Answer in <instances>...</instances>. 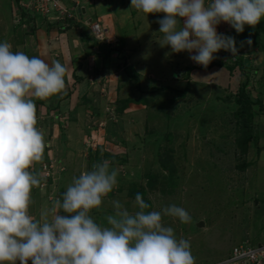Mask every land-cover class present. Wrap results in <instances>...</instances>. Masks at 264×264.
I'll return each mask as SVG.
<instances>
[{"label": "rangeland", "instance_id": "obj_1", "mask_svg": "<svg viewBox=\"0 0 264 264\" xmlns=\"http://www.w3.org/2000/svg\"><path fill=\"white\" fill-rule=\"evenodd\" d=\"M27 10L47 33L62 34L77 25L86 30L92 48L108 50L101 60H90L83 51L63 63L68 50L61 44L54 55L70 66L62 93L35 100L37 127L47 147L32 166L42 177L32 192L34 218L60 198L73 176L108 160L110 169H118V183L91 212L102 225L114 213L112 200L133 210L135 188L151 202L147 211L176 204L189 212L188 224L163 220L177 238L190 241L196 264H220L239 244L264 245V19L254 28L245 25L242 33L227 22L219 24V33L235 38L238 54L221 49L211 61L218 65L204 67L187 51L162 47L156 21L165 14L139 12L131 0H59L52 10L32 5ZM8 13L2 0L0 27L10 21ZM97 24L105 27L103 39L93 31ZM28 54L42 55L38 49ZM93 64L99 70H89ZM186 88L184 94L177 92ZM243 92L250 100L237 104ZM164 163L175 168L174 181L164 178ZM199 220L205 221L202 228L195 226Z\"/></svg>", "mask_w": 264, "mask_h": 264}, {"label": "clouds", "instance_id": "obj_2", "mask_svg": "<svg viewBox=\"0 0 264 264\" xmlns=\"http://www.w3.org/2000/svg\"><path fill=\"white\" fill-rule=\"evenodd\" d=\"M131 8L164 13L156 21L163 34L160 45H170L174 53L187 51L204 67L221 49L238 54L235 38L219 33V24L227 22L242 33L245 25L254 28L264 19V0H131ZM66 72L59 60L49 64L0 42V264H196L190 241L177 238L163 220L190 223L181 206L147 211L151 205L137 193L133 210L119 199L111 201L114 213L106 215V226L91 215L118 183V169H110L108 160L73 176L39 218L30 214L33 189L42 181L32 166L47 147L37 127L35 100L62 93Z\"/></svg>", "mask_w": 264, "mask_h": 264}, {"label": "crops", "instance_id": "obj_3", "mask_svg": "<svg viewBox=\"0 0 264 264\" xmlns=\"http://www.w3.org/2000/svg\"><path fill=\"white\" fill-rule=\"evenodd\" d=\"M27 1L28 0H6V2L8 3V9L10 10L12 16L10 15V13H8L7 16L10 18V21H8V19L6 18L7 23L0 27V42L7 40L12 44L14 51L20 50L24 51L26 54H28L29 49L33 51L38 49L42 54L40 58L47 60V63L49 64L55 61L54 55L57 52L60 53L61 44H63V48L68 50V52H64L65 56L63 55V63H66L70 59V57L72 61V53H74L75 56L76 54L78 55L83 51L85 56L87 55L86 58L90 60H101V58L104 59L105 56H103L102 54L106 53L108 50H106L103 45L95 46L92 48L91 45L88 44V40L86 39V35L84 34L86 30L80 29V27H78L77 25L71 26L70 28H67V26L66 28H64V31L61 32L62 34L57 33L54 30H48L49 33H47L45 27L44 29L38 28L39 23L37 22L36 18L27 10ZM1 3L2 0H0V10ZM83 12H87L86 7H83ZM29 22H32L30 29H28ZM1 23L2 21L0 19V24ZM33 23L35 24V27ZM58 34L60 35L58 36ZM118 36H120V40L123 38L120 34H118ZM84 43H86L87 46H84ZM85 49H87L88 53L85 52ZM91 49L94 50V53H96V55L89 57V51ZM96 49L98 50L96 51ZM95 63L97 64V62ZM69 66L70 64L68 63L66 67ZM90 68L91 69L89 70H99L95 69L96 67L94 64L93 66L91 65Z\"/></svg>", "mask_w": 264, "mask_h": 264}, {"label": "built area", "instance_id": "obj_4", "mask_svg": "<svg viewBox=\"0 0 264 264\" xmlns=\"http://www.w3.org/2000/svg\"><path fill=\"white\" fill-rule=\"evenodd\" d=\"M59 2V0H31L28 7L31 5L38 10L48 11L52 10V3ZM50 5V8L47 6ZM39 5V6H38ZM64 14V13H63ZM72 14L69 15L71 17ZM93 31L97 38L103 39L105 37V27L102 24L94 26ZM264 258V245L250 246L248 244H239L234 247L232 254L220 264H260Z\"/></svg>", "mask_w": 264, "mask_h": 264}, {"label": "trees", "instance_id": "obj_5", "mask_svg": "<svg viewBox=\"0 0 264 264\" xmlns=\"http://www.w3.org/2000/svg\"><path fill=\"white\" fill-rule=\"evenodd\" d=\"M103 53V52H102ZM103 56H107L106 55V53H104V54H102ZM211 67L212 66H216V65H218V63L216 62V61H213V62H211ZM204 68V67H203ZM189 86V85H188ZM187 86V87H188ZM163 87H161V88H155V90L156 89H162ZM186 90H187V88L185 89V90H177V92H181L182 94H184L185 92H186ZM245 92H243V95L242 96H239V97H236V99H235V101H236V103L237 104H240V105H244L246 102H248L250 99H249V96H246L245 94H244ZM126 101H133V102H136V101H138L137 99H132V98H129V99H127ZM129 103V102H128ZM126 104L127 103H125V105H123V107H125L126 106ZM249 116H251V114H249ZM247 137H251V136H247ZM245 143V142H244ZM246 149V148H245ZM169 162V161H168ZM163 167H166L167 168V170H165V172H167V175H165V179H167V180H171V181H174V178H173V175L175 174V168L173 167V166H170V163L169 164H167V163H164L163 165H162ZM149 184H150V186H153L154 184H155V182H154V179H150V181H149ZM134 190H131V192H130V195L132 196V197H135V195L137 194V193H140V194H143L144 193V190L143 191H141V192H139L138 190H136L135 188H133ZM145 200V202L146 203H149L150 205H151V202L149 201V200H147V199H144ZM150 209V208H149ZM187 227V226H186ZM188 229V228H187Z\"/></svg>", "mask_w": 264, "mask_h": 264}, {"label": "water", "instance_id": "obj_6", "mask_svg": "<svg viewBox=\"0 0 264 264\" xmlns=\"http://www.w3.org/2000/svg\"><path fill=\"white\" fill-rule=\"evenodd\" d=\"M196 227H203L205 226V221L204 220H199L196 224H195Z\"/></svg>", "mask_w": 264, "mask_h": 264}]
</instances>
